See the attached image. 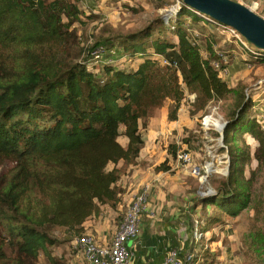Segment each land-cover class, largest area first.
Instances as JSON below:
<instances>
[{"label":"trees","instance_id":"obj_1","mask_svg":"<svg viewBox=\"0 0 264 264\" xmlns=\"http://www.w3.org/2000/svg\"><path fill=\"white\" fill-rule=\"evenodd\" d=\"M78 5L79 0H0V72L12 75L0 79V167L13 164L0 175V237L13 264H33L40 253L48 257L57 243L51 229L63 227L78 238L100 206L116 207L123 193L117 187L120 175L144 144L139 122L148 109L172 100L169 120L174 121L184 90L203 104L231 90L213 67V43L206 40V58L190 43L186 19L209 22L186 7L134 33L99 41L91 48L103 56L97 65L88 58L61 63L56 56L80 22ZM110 51L117 57L113 63L106 59ZM154 55L177 62L181 83L177 71L161 66ZM247 60L264 63V53ZM127 61L136 66H124ZM254 105L245 95L226 120L228 175L214 194L197 198L193 210L215 206L236 217L248 207L252 178L264 169V128ZM244 135L255 141L254 149ZM177 151L168 146L172 159ZM119 162L123 166L116 168ZM168 170V160L156 168ZM219 220L210 216L206 224ZM251 239L253 246L264 247V236Z\"/></svg>","mask_w":264,"mask_h":264},{"label":"rangeland","instance_id":"obj_2","mask_svg":"<svg viewBox=\"0 0 264 264\" xmlns=\"http://www.w3.org/2000/svg\"><path fill=\"white\" fill-rule=\"evenodd\" d=\"M237 1L264 18V0ZM170 3L169 0H79L80 22H76L71 27V36L59 50L56 57L63 64H75L85 58L90 59V62L95 64V52H91L94 45L104 39L134 33L145 27L153 19L164 18L165 9L168 8ZM185 23L188 32L194 31L197 34V40L202 50H206V40H208L217 49L231 55L229 58L230 64L227 67L229 77L225 79L231 89L230 93L221 99H213L203 104L202 101L196 99V94L184 90V96L176 115L183 111L182 115L186 123L184 127L171 130L172 145L177 142L179 147L176 155L179 152L187 151L191 158V165L200 168L207 163H211V170H209L206 180L201 183L198 178L192 176L190 166L182 165L177 157L172 159L169 155V158H166L168 153L163 152L164 149H159V152L156 153L158 155L157 160L154 158L152 162L155 167H158L165 160H168L170 169L183 168L192 178L193 182L191 184L194 187L193 192L197 199L199 198L198 191L210 189L214 194L221 186L228 174L226 176L221 175L220 169L226 166L229 161L227 148H220L222 147L220 145H225L219 141V134L215 131H205V134L201 122L205 116H212L221 121L228 120L245 95H249L255 104L261 103V108L264 109V63L257 64L258 67L255 69L247 70L243 59L240 58V51L227 34L219 32L217 27L210 23L203 26L202 21L195 23L192 19H186ZM172 39L176 42L175 37H172ZM111 58L117 57L111 56ZM121 60H125V57H122L119 61ZM235 63H239L246 71H250L246 80L232 78V75L236 72L232 71ZM123 65L136 66L135 63L132 64L129 61L123 63ZM19 69L20 64H16L12 71L14 77ZM5 76L12 77L10 74L0 72V79L5 78ZM192 95L193 99L191 100ZM167 103H170L167 111V119L169 120L170 111L174 106L172 100L166 101L162 107L147 110L145 119L139 122L141 135L147 133V120L151 117L154 118V116L159 119V111ZM243 137L251 149H254L256 146L255 141L249 135ZM158 138L154 140V144L158 145L160 143L158 146L161 148L164 142L162 139L159 141ZM124 141V139H119L122 145H125ZM210 151L211 154H209ZM12 166L13 164L9 162L3 164L0 167V175L8 172ZM254 169L255 163L253 162L251 166L245 169L246 176L248 177L250 171ZM129 173V169L125 168L123 174L129 175ZM252 179L250 203L238 216L229 217L221 213L215 206L209 207L208 211L197 208V216L193 221L195 229L192 228V230L201 232L202 236L198 241L193 239L199 245L198 252L189 253L198 261L197 264H264V247L253 246L251 239L252 234L264 236V169L260 172L256 171ZM108 212L107 208L99 209V212L94 216L96 219L100 216L106 217ZM122 214L115 219L117 223L112 219V225L118 224ZM210 216H217L220 220L217 223L206 224V218ZM203 228L205 229L202 230ZM50 232L57 243L48 249V257L45 253H40L33 264H87L77 248L74 247L73 243L76 238L69 235L71 230L56 227L51 229ZM1 243L0 237V264H13L12 253L6 244L2 245Z\"/></svg>","mask_w":264,"mask_h":264},{"label":"crops","instance_id":"obj_3","mask_svg":"<svg viewBox=\"0 0 264 264\" xmlns=\"http://www.w3.org/2000/svg\"><path fill=\"white\" fill-rule=\"evenodd\" d=\"M256 67L258 65L253 66L254 69ZM232 71H236L234 76L232 75L235 80H246L250 72L239 63L234 64ZM169 105L170 103H167L164 108L160 109L159 119L154 116L147 120V133H142L144 144L139 156L134 164L126 168L130 171L129 175L121 173L117 182V187L123 193L116 207L100 206V210L106 208L109 210L106 217L100 216L96 219L93 215L83 224L84 233L94 236L100 244L109 243L116 227L111 221H115L124 212L130 203L131 196L137 190L144 184L149 185L148 200L141 217L140 232L129 242L132 252L131 264H162L164 258L172 250L177 251L179 256L183 257L190 252H198L199 248L192 236V223L197 216V209L192 208L196 201L194 187L191 184L192 178L183 168L176 167L171 168L170 171L157 172V166L152 164L154 158L157 160L156 153L159 149H164L163 152L166 153L167 146L173 144L171 130L184 127L186 123L182 115L183 111L177 113L174 121L167 119ZM157 137L159 141L162 139L164 142L161 148L158 146L160 143L154 144ZM124 142L126 143V140ZM174 145L179 148L177 142ZM166 158H169L168 154ZM122 166V162H119L116 168ZM77 250L82 255L81 250L78 248ZM197 262L195 259L194 263L197 264Z\"/></svg>","mask_w":264,"mask_h":264},{"label":"built area","instance_id":"obj_4","mask_svg":"<svg viewBox=\"0 0 264 264\" xmlns=\"http://www.w3.org/2000/svg\"><path fill=\"white\" fill-rule=\"evenodd\" d=\"M169 1L171 3L168 8L165 9V18L176 12V10H178L179 8L183 7L181 0ZM209 23L215 25L219 32L227 34V36L232 39L233 44L240 51V58L243 59L246 69H252L254 65L248 63L247 59L251 55L260 53V51H257L254 48L250 47L242 38V36L230 27L212 22ZM190 35V43L193 46L198 47L202 57L206 58L207 53L206 51L201 49V46L199 45L197 40V34L193 31L190 33ZM212 48L216 57V60L213 62V67L219 71V76L223 80H225L229 77L227 67L230 64L229 58L231 57V55H227V53H225L224 51L217 49L215 45H212ZM94 52L96 56V59L94 60L95 64L100 63L103 60L101 51L95 50ZM111 56H115L114 51H110V56L106 58L109 63L114 62ZM152 59L158 61L159 64L163 67H168L176 70L181 83V76L176 61H172L162 55H154ZM190 98L192 100L193 95ZM252 111L255 115L256 121L264 128V109L261 108V103L255 104ZM225 123L226 121H221L212 116H205L201 122V126L205 134V131L217 132L219 134V141L223 142L222 133L225 127ZM220 146H222L220 148L226 149L225 146ZM209 154H211V151L209 152ZM176 157L179 162H182V165L190 166V174L198 178L201 183L206 180L207 174L209 170H211V163L203 165L202 168L197 167L195 165H191V158L187 151L181 153L179 152ZM222 162L224 163V161ZM220 171L222 172L220 173L221 175L226 176L228 174V164L221 168ZM148 189L149 185L144 184L131 196L130 203L125 208L120 221L116 225L114 233L111 236L109 243L100 244L94 238V236L86 233L82 234L80 237L75 239L73 243L74 247L81 250L82 256L87 264H131L132 252L129 248V242L133 240L140 232L141 217L148 200ZM211 194L212 192L210 189H206V191L197 192L199 198ZM192 236L195 241H198L201 238L202 233L198 232L197 230H194ZM193 258L194 257L191 254H186L183 257H180L177 251L172 250L164 258L162 264H195L193 263Z\"/></svg>","mask_w":264,"mask_h":264},{"label":"water","instance_id":"obj_5","mask_svg":"<svg viewBox=\"0 0 264 264\" xmlns=\"http://www.w3.org/2000/svg\"><path fill=\"white\" fill-rule=\"evenodd\" d=\"M201 19L235 30L245 42L264 53V18L236 0H181Z\"/></svg>","mask_w":264,"mask_h":264},{"label":"bare ground","instance_id":"obj_6","mask_svg":"<svg viewBox=\"0 0 264 264\" xmlns=\"http://www.w3.org/2000/svg\"><path fill=\"white\" fill-rule=\"evenodd\" d=\"M208 120V119H207Z\"/></svg>","mask_w":264,"mask_h":264}]
</instances>
